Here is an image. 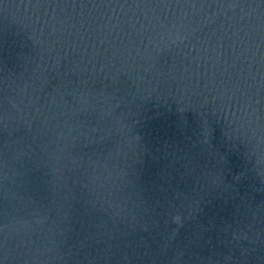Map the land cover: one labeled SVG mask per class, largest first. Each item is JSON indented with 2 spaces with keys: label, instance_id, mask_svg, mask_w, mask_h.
Masks as SVG:
<instances>
[{
  "label": "water",
  "instance_id": "water-1",
  "mask_svg": "<svg viewBox=\"0 0 264 264\" xmlns=\"http://www.w3.org/2000/svg\"><path fill=\"white\" fill-rule=\"evenodd\" d=\"M0 264H264V0H0Z\"/></svg>",
  "mask_w": 264,
  "mask_h": 264
}]
</instances>
